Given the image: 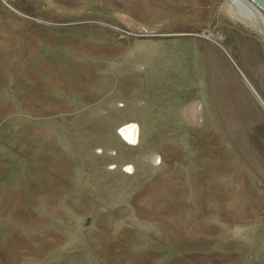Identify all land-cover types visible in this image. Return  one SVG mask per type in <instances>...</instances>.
<instances>
[{
    "label": "rangeland",
    "instance_id": "obj_1",
    "mask_svg": "<svg viewBox=\"0 0 264 264\" xmlns=\"http://www.w3.org/2000/svg\"><path fill=\"white\" fill-rule=\"evenodd\" d=\"M227 1L0 0V264H264V22Z\"/></svg>",
    "mask_w": 264,
    "mask_h": 264
},
{
    "label": "bare ground",
    "instance_id": "obj_2",
    "mask_svg": "<svg viewBox=\"0 0 264 264\" xmlns=\"http://www.w3.org/2000/svg\"><path fill=\"white\" fill-rule=\"evenodd\" d=\"M227 4L229 6V10H231L233 13L238 11L243 17L251 20L253 23L260 19H262L264 22V19L260 13L252 5L244 0H228Z\"/></svg>",
    "mask_w": 264,
    "mask_h": 264
},
{
    "label": "water",
    "instance_id": "obj_3",
    "mask_svg": "<svg viewBox=\"0 0 264 264\" xmlns=\"http://www.w3.org/2000/svg\"><path fill=\"white\" fill-rule=\"evenodd\" d=\"M252 5L264 19V0H244Z\"/></svg>",
    "mask_w": 264,
    "mask_h": 264
},
{
    "label": "flooded vegetation",
    "instance_id": "obj_4",
    "mask_svg": "<svg viewBox=\"0 0 264 264\" xmlns=\"http://www.w3.org/2000/svg\"><path fill=\"white\" fill-rule=\"evenodd\" d=\"M133 131H134V128H133ZM128 134H129V136H130V134H131V131L130 132H127ZM133 137V136H132Z\"/></svg>",
    "mask_w": 264,
    "mask_h": 264
},
{
    "label": "crops",
    "instance_id": "obj_5",
    "mask_svg": "<svg viewBox=\"0 0 264 264\" xmlns=\"http://www.w3.org/2000/svg\"><path fill=\"white\" fill-rule=\"evenodd\" d=\"M253 184H255V183L253 182ZM238 185H240V184H238Z\"/></svg>",
    "mask_w": 264,
    "mask_h": 264
}]
</instances>
